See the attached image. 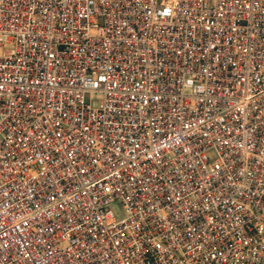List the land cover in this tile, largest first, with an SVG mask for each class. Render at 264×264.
I'll use <instances>...</instances> for the list:
<instances>
[{"label": "built area", "instance_id": "built-area-1", "mask_svg": "<svg viewBox=\"0 0 264 264\" xmlns=\"http://www.w3.org/2000/svg\"><path fill=\"white\" fill-rule=\"evenodd\" d=\"M0 264H264V0H0Z\"/></svg>", "mask_w": 264, "mask_h": 264}, {"label": "rangeland", "instance_id": "rangeland-1", "mask_svg": "<svg viewBox=\"0 0 264 264\" xmlns=\"http://www.w3.org/2000/svg\"><path fill=\"white\" fill-rule=\"evenodd\" d=\"M110 209L116 218H120L123 215L120 205L116 202L110 205Z\"/></svg>", "mask_w": 264, "mask_h": 264}]
</instances>
